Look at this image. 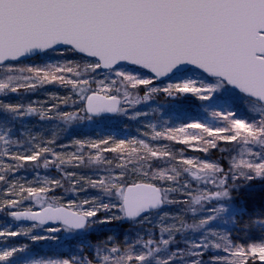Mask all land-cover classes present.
<instances>
[{
	"label": "snow or ice",
	"instance_id": "snow-or-ice-1",
	"mask_svg": "<svg viewBox=\"0 0 264 264\" xmlns=\"http://www.w3.org/2000/svg\"><path fill=\"white\" fill-rule=\"evenodd\" d=\"M69 52L79 54V59L29 67L26 70L33 75L23 79L8 75L0 80V94H16L19 88L35 91L53 83L70 88L80 99L84 116L54 107L57 118L71 121L108 113L126 115L123 105H136L141 99L129 89L144 86V101L162 92L185 100L194 96L209 107H219L213 116L223 126L186 122L160 131L153 127L151 141L166 142L158 146L144 139L76 140L73 144L79 148L71 155L57 152L54 140L13 152L8 146H22V142L11 139V129L5 126L0 131L5 146L0 150V213L13 221L33 223L19 230L6 225L0 228V238L7 243V238L23 235L60 245L56 233L63 231L78 237V248L83 245L91 251L88 257L71 254L33 264H264V197L258 203L251 194L254 182L264 184V151L242 150L249 152V159L225 155L234 143L264 147V110L255 109L261 115L252 121L236 118L233 111L242 96L264 102V0H0V64L8 65L9 71L14 70L12 62L24 57ZM129 65L138 67L130 70ZM53 99L60 98L54 95ZM70 100L74 105L71 96L61 102L68 105ZM0 112L13 118L35 114L50 118L45 108L4 101ZM142 115L136 112L133 119ZM173 143L184 147L174 148ZM85 144L95 150L94 156H88V166L94 165L103 177L65 176L75 182L72 191L91 188L101 194L80 197L77 193L68 205L72 210L60 206V197L48 198L63 187L62 179L28 184L10 177L27 168V162L39 168L41 159L45 169L81 166ZM189 149L200 155L188 156ZM213 150L221 153L216 160L209 159ZM105 153L114 154V159ZM5 157L10 162L5 163ZM185 173L191 179L181 183ZM177 192L187 194L188 202L207 198L205 210L211 205L196 222L204 230L198 239L182 235L176 240L188 225L180 220L177 226L179 218L173 216L170 226L156 229L157 235L146 229L148 238L137 236L129 248H108L105 241L94 246L87 240L94 229L99 231L98 226L114 221L151 224L154 211L182 202L169 199ZM243 193H247L244 198ZM25 202L40 204L43 213L25 207ZM234 207L239 217H250L252 225H259V242L245 244L231 233L220 235L212 229L217 213ZM165 219L168 214L161 218ZM49 222L59 227L43 228L48 235L32 234ZM113 239L106 237V241ZM26 248H0V264H15Z\"/></svg>",
	"mask_w": 264,
	"mask_h": 264
},
{
	"label": "rangeland",
	"instance_id": "rangeland-1",
	"mask_svg": "<svg viewBox=\"0 0 264 264\" xmlns=\"http://www.w3.org/2000/svg\"><path fill=\"white\" fill-rule=\"evenodd\" d=\"M79 55L76 53H66L64 55H56V54H49V55H38L37 57L27 60L18 62V63H12L11 67L14 69L13 71H9L8 65H2L0 66V80L6 79L8 75H13L15 77H19L21 79L29 77L33 75L32 73H29L26 69L29 67L34 66H43L45 64L50 63H56L57 61H64V60H78ZM130 70L136 69L135 67H129ZM80 71H84L83 67H81ZM99 71V70H98ZM166 83L172 82V81H165ZM159 83V82H154ZM119 86V85H118ZM140 90L144 91V86L139 87ZM137 89H129V91L132 92L133 96H137L140 99V103L136 105H128L124 104L123 107L127 109L126 115H120L117 114L114 117H111L110 120H108V117H100V118H92V119H73L71 121H67L64 119L57 118V113L54 105H58L63 97L65 96H71L72 100L75 101V104L72 105L69 108H66L63 103L59 104V108L61 111H69V112H76L80 117H83L84 115L80 112L79 108V101L80 99L75 96L71 91L70 88L62 87L59 84H44L43 86H39L36 88L35 91H27L24 88H19L18 93L16 94H0V101H6L10 102L12 104H20L23 105L25 108L28 106H33L39 108H45V110H49V117L47 119H41L38 114L30 115V116H24V120L22 121V116H18L13 118L10 114H5L3 112L0 113V130L3 126H6L11 129V139L13 140H19L22 142V146L18 145H9L8 147L11 149V151H24L25 149H29L33 146L32 140H36L34 142L38 143H44L49 140H54L56 138L57 143H59L60 148L61 146L66 147V150L62 151V154L71 155L72 153L77 152V149L73 148V145H68L66 140H69L68 137L71 134L72 130H75V126H79L82 130H91V129H97L104 125H112V123L117 122V124L122 127L125 121L127 120H135L136 118L146 117L150 116L151 112L154 113L153 110H160L161 109H171V107H178L175 110L179 113H188V115H191V109L196 108L198 110V113H201V111H209L210 114L213 116V111H220L219 107H209L206 105V102H200L196 97L192 96L190 100H185L182 97H176V96H168L162 92L154 93L151 95V98L147 101H144L139 93L136 91ZM121 92H123V88L121 89ZM59 97L60 99H53V96ZM189 101V102H187ZM190 101H193L190 102ZM194 101H198L195 103ZM165 104H168L165 106ZM189 105V106H187ZM183 106H185L183 108ZM191 106V108H190ZM169 108V109H168ZM144 109H147L150 112H143ZM255 109H261L264 110V105L254 99L248 98L246 96H242L239 100L238 106L233 108L234 113L240 114L238 119H245L246 121H252V120H258L260 118L261 113L255 111ZM136 112H142L144 115L138 116L133 119ZM149 114V115H148ZM216 119V118H215ZM6 121V124H5ZM206 122H210V120L206 119ZM189 123L191 121L189 120ZM206 124V123H205ZM208 125V124H207ZM209 126H217L215 123L210 124ZM19 127L21 129H19ZM165 129V128H162ZM19 130H22V132H19ZM155 130L160 131L159 129L155 128ZM189 131H198V130H189ZM24 133L28 138L25 137ZM34 133V134H31ZM28 134V135H27ZM130 136L131 132L126 133ZM53 135V136H51ZM55 136V138H54ZM115 139L117 141L119 140H134V138L128 139L126 137ZM53 137V138H52ZM153 145H160L162 143H166L163 141H155ZM5 146L0 143V150H3ZM172 147L182 148L184 146L173 144ZM85 149V148H83ZM244 149H251L255 152L264 151V147L260 145H245L243 142L240 143H234L231 145V151L227 153V155H234L236 159H240L241 155L243 159H249L250 154L247 151H243ZM83 152V150H82ZM90 155H95V150L91 151ZM106 156L109 158L114 159V154L112 153H105ZM188 156H194V155H200L199 153L192 152L191 149L188 150L187 153ZM85 157V156H84ZM6 163L10 162L7 157H5ZM48 159H52V157L49 155ZM122 159H126V157H122ZM210 160H213L211 155L209 156ZM118 162V161H117ZM28 167L22 168L19 172H15L13 174H10V177L16 180H19L21 183L27 182L28 184H35L38 182H43L46 178H65L67 180V177L65 176L66 172L64 166L61 167L64 169V171H59L57 168H49L45 169L43 167V159L39 161L40 167L36 168L33 167V162H27ZM68 166V165H67ZM77 167H83L84 169H87L86 172L82 171L81 174L84 176H92L95 178L97 175L103 177L104 173L102 171H97L95 166H88V158L84 159L83 165L77 166ZM190 180L191 177L183 176L182 177V183L184 180ZM67 182V181H66ZM70 182V181H69ZM193 185H196L195 181H192ZM64 184H66L64 182ZM73 185V183H71ZM71 187V186H70ZM74 187V185H73ZM196 187H199V185H196ZM66 188V187H65ZM77 193L80 197H83L85 195L90 197H96L99 196L101 193L97 189H87L86 192H79L77 189L76 191H72L69 188H66L65 193H61L63 195L60 196V194H49V199L54 195L56 197H60V206H66L68 207L69 204H71L77 196ZM174 196V193H171L169 195V199H172ZM105 202H107V198H105ZM28 204L32 205L33 210H38L43 207H41L40 204L34 203V202H27ZM202 203V202H201ZM220 207H224L225 205L221 204ZM69 208V207H68ZM115 211V210H114ZM101 217H103V213L100 214ZM163 215V214H162ZM161 214L152 215V223H157L161 221L162 218ZM21 223H18L16 221L11 220L7 215L0 213V228H4L6 225H10L12 230H19L21 228H24L20 225ZM26 229V228H24ZM32 234H38V235H48L47 232L43 230V228H36L33 229ZM69 234V235H68ZM70 234L72 233H66V232H59L56 233L60 245L62 241H64L66 236L70 237ZM73 237L76 238V235H73ZM18 239H21L22 241L17 243L15 241H18ZM78 239V237H77ZM79 240V239H78ZM27 246L26 250L23 253H20L15 258V264L20 260L23 259V262L21 264H33V261H40V260H48V259H62V250L59 248L60 245H57L55 243H52L50 241H33L28 236H19L14 238H7V243L4 242L3 238H0V248L3 247H11V246Z\"/></svg>",
	"mask_w": 264,
	"mask_h": 264
},
{
	"label": "trees",
	"instance_id": "trees-1",
	"mask_svg": "<svg viewBox=\"0 0 264 264\" xmlns=\"http://www.w3.org/2000/svg\"><path fill=\"white\" fill-rule=\"evenodd\" d=\"M136 91L139 93L141 97L144 95V91L140 90L139 88ZM190 102L193 103V101H190ZM194 102L197 103L198 101H194ZM80 104H81V101H79V105ZM63 105L66 108H69L72 105V103L71 101H69L68 105H65V104ZM167 105L168 104H165V106ZM184 107L185 106H183V108ZM161 108L160 110H153L154 113L152 114L151 112L150 116L141 117L138 119L136 118L133 121L127 120L123 123L124 125L122 127H120L117 124V122L115 123L113 122L112 125H108L109 124L108 123L107 125L101 126L97 129H91V130H82L79 128V126H75V130H72L71 134L68 137L69 140H66V142L64 143L66 144L68 143L69 146H71L72 144L73 148L78 150L79 146L74 145L73 141L80 140L82 142H85V141L99 142L100 140H103V139H113V138L118 139V138H123L128 131V132H131L130 136L128 134L127 136H125L128 139H131V138H134V140L144 139L146 141L151 142L152 144H156L154 143L155 141H151V134H152L153 127L159 130H163L162 128L179 127L183 123H186V122L189 123V120L191 122H203L208 125L215 123L217 126H223V123H224L219 118L212 116L209 111H206V112L201 111V113H198V110L194 108V109H191V115H188V113L177 112L175 109L178 107H175V109L174 107H171V109L168 108L169 110L161 109ZM145 111L150 112V110L148 111L147 109L143 110V112ZM81 113L84 115L83 112ZM235 116L236 118H238L240 114L235 113ZM206 119L210 120V122H206ZM23 120H24V116H22V121ZM108 120H110V118ZM4 127L5 126H3L0 131H3ZM19 129L21 128L19 127ZM19 132H22V130H19ZM31 134H34V133H31ZM24 135L26 138H28V136H26L25 133ZM34 141L36 140H32L33 146L38 143ZM55 141H56V138H55ZM54 146L56 148V151L60 152L61 154L63 150H66V147L64 146L60 148V145L57 142H55ZM84 148L85 149H82V150H83V155L85 156V159H86L88 158V156L91 154V151L93 150L89 149L87 147V144H85ZM230 148H231V145H230ZM220 155L221 153L213 150L211 157L213 160H216L217 158L220 157ZM225 155H227V153H225ZM4 162L6 163L5 158H4ZM63 166L66 172L68 173H80L81 174L82 171L84 172L87 171V169L83 170V167L81 168L77 166L73 167V166H67V165H63ZM187 175H188L187 173L184 174V176H187ZM182 177H181V180H182ZM62 181H63V187L55 189V192L53 194H60L61 196L63 195L61 193H65L66 188L67 189L69 188L71 190L75 183L73 181L69 182V180L68 179L66 180L65 178H63ZM64 182L66 184H64ZM71 183H73V185ZM251 194L257 199V202L259 203L260 198L264 197V184H261V182L259 181L254 182L251 187ZM203 195L207 197V194H203ZM241 195H242V198H244L247 196V193H243ZM172 199L182 201V202H178L172 205H164L161 209L154 211L152 214V215H156V214L162 215L163 214L162 217L165 214H168L169 219L161 220L157 223L142 224V225L134 224L130 221H114L110 224L98 226L99 231L94 229L88 235L87 240L90 241L92 245L94 246L97 245L99 241H105L106 246L108 248H111V246L113 245H116L117 247H121V248H129L136 241L137 236L143 237L144 239L148 238V232L146 231V229L151 228L153 230V234L157 235L156 229L163 228L165 226H170L173 223V220H172L173 216L179 218L175 221L177 226H179L180 220H183L188 225L187 230H185L182 234L176 235V240L179 241L182 235L184 238L198 239L200 236V233L204 230L201 229L200 225L197 224L196 222H198L199 217L206 215L207 210H210L211 208V205H208L207 209L205 210V205L208 204L207 198L201 200L199 203H194L193 201L188 202L187 194H182V193L177 192V193H174V196ZM28 206L32 207L31 204H28L27 202H25V207H28ZM193 213H195V215ZM217 218H218L217 221L213 223L211 227L220 235H226V234L231 233L232 238L234 240L245 243V244L253 242V241L259 242L260 235H261L259 225H252V219L250 217H247V216L239 217L236 212L235 207L229 212L227 211L218 212ZM20 225L27 229L31 227L32 224L21 223ZM51 227H59V226H51ZM41 228H45V227L42 226ZM73 235L75 234L73 233L70 234V237L66 236L64 241H62L61 245L59 246V248L62 250V257L67 258V256L71 254L83 255L85 257L90 256L91 251L87 247L83 245H81L79 248L77 247L79 244V240L77 239V237L76 238L73 237ZM108 236H112L114 237V239L111 241H106V237ZM21 241H22L21 239H18V241H15V242L19 243ZM173 247H183V245L182 244L173 245ZM136 248L138 250L139 245H137ZM159 255L163 256V255H166V253L161 252ZM22 262H23V259H20L16 264H21Z\"/></svg>",
	"mask_w": 264,
	"mask_h": 264
},
{
	"label": "water",
	"instance_id": "water-1",
	"mask_svg": "<svg viewBox=\"0 0 264 264\" xmlns=\"http://www.w3.org/2000/svg\"><path fill=\"white\" fill-rule=\"evenodd\" d=\"M38 55H41V54H36V55H33V56H29V57H24V58H21L19 61H16V62H12V63H18V62H22V61H27V60H30V59H33V58H35V57H37ZM79 55V54H78ZM2 65H5V64H0V66H2ZM129 67H135V68H137L138 66H132V65H129ZM144 71H146V70H144ZM158 82V81H157ZM1 96V95H0ZM248 98H251V97H248ZM251 99H254V100H256L255 98H251ZM257 101V100H256ZM260 103H262L263 105H264V102H260ZM115 115H117V114H113V113H108V114H104L102 117H114ZM93 118H100V117H93ZM164 206V205H163ZM162 206V207H163ZM66 210H72V209H70V208H68V207H66V206H63ZM161 207V208H162ZM160 208V209H161ZM33 211H36V212H40L41 214L43 213V208H41V209H38V210H33ZM16 222H18V223H23V224H32L33 222H31V221H16ZM51 226H59L58 224H56V223H52V222H49V224L48 225H45V226H43V227H51Z\"/></svg>",
	"mask_w": 264,
	"mask_h": 264
}]
</instances>
